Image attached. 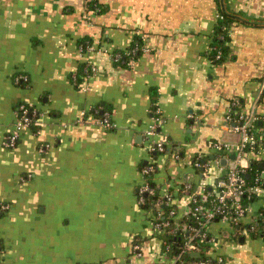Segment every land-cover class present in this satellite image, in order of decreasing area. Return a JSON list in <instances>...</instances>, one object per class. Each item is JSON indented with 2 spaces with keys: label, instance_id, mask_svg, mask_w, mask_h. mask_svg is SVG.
I'll use <instances>...</instances> for the list:
<instances>
[{
  "label": "crops",
  "instance_id": "1",
  "mask_svg": "<svg viewBox=\"0 0 264 264\" xmlns=\"http://www.w3.org/2000/svg\"><path fill=\"white\" fill-rule=\"evenodd\" d=\"M89 2L0 0V264L171 263L164 233L139 203L143 168L154 166L151 182L172 194L180 222L194 194L219 191L226 167L213 144L235 139L226 127L232 102L264 121V0H96L99 11ZM220 9L232 21L216 63ZM89 43L97 49L81 53ZM138 44L126 66L112 60ZM20 104L38 112L36 128L8 148ZM104 113L110 128L99 123ZM154 142L166 144L165 157ZM262 208L264 193L244 224ZM205 231L209 246L195 256L264 264V238L245 227L219 220Z\"/></svg>",
  "mask_w": 264,
  "mask_h": 264
},
{
  "label": "built area",
  "instance_id": "2",
  "mask_svg": "<svg viewBox=\"0 0 264 264\" xmlns=\"http://www.w3.org/2000/svg\"><path fill=\"white\" fill-rule=\"evenodd\" d=\"M223 1V0H222ZM218 19H222V15L219 14ZM87 50L93 51L97 48L93 45H87ZM143 49L136 46L132 50H128L126 53H112L111 57L115 63L125 64L127 58H130ZM105 51V50H104ZM84 50L81 48V53ZM108 53V51H105ZM220 52L217 59L220 58ZM95 69H86L85 73L90 76L94 73ZM28 81L27 77H20L18 80ZM237 107V101H233L226 115V127L234 134L239 135V141L237 144L232 143H220L216 142L213 147L220 153L216 165L219 166L221 160L226 159L228 166L226 167V173L224 179L219 183V191L217 194H212L209 191L203 189L199 194H194L191 206L184 214V218L191 217L195 221V226H184L183 232L191 233L188 241L185 242L186 252L195 254L196 247L193 244L195 238L200 237L202 239H208V235L205 231L207 225L219 219L224 223L236 227H245V233L249 235L260 233L264 235V227H258V225L244 224V220L247 217L249 208L255 202L254 200L264 193V172L256 173L254 175L252 183L249 184L247 173L250 167V156L260 155L261 160L264 162V142L261 133L257 130L256 125L258 118L256 116H246L238 114L237 117L233 116L235 108ZM236 112V111H235ZM38 112L33 110L30 113L29 109L24 105H20L16 110L17 124L16 129L9 136H7L4 145L8 148H14L17 146L20 138V132L30 128L31 118L38 117ZM161 114L159 110L155 111L154 124L150 127L147 133L148 137H155L157 129L161 123ZM110 114L104 113L99 123L105 127H112L110 120ZM263 145V146H262ZM259 148L255 151V148ZM152 150L155 153H165L167 146L161 142H154ZM248 153V156L245 155ZM234 155L235 159L231 160V156ZM178 157V156H176ZM192 166L196 169H201L202 164L199 161L192 163ZM155 173V168L152 165L143 168V174L146 177L144 186L138 192L139 203L145 206L147 203V197H155L157 189L152 185V175ZM157 187V186H156ZM191 189L188 185L186 190ZM153 206L157 210L158 220L163 216L164 208L169 210V217L177 219V212L173 206V196L171 193L160 195V198L154 201ZM264 222V221H263ZM158 229L162 233L165 232L166 227L169 226V222L156 223ZM259 228V229H258ZM262 228V229H261ZM189 235V234H188ZM1 248H0V260H1ZM180 259V258H178ZM177 259V261H178ZM219 264H223V259H219ZM187 264H213L209 259L207 261L194 260Z\"/></svg>",
  "mask_w": 264,
  "mask_h": 264
},
{
  "label": "trees",
  "instance_id": "3",
  "mask_svg": "<svg viewBox=\"0 0 264 264\" xmlns=\"http://www.w3.org/2000/svg\"><path fill=\"white\" fill-rule=\"evenodd\" d=\"M225 0H218L219 4L222 5V3ZM90 5H92L95 9H97V11H99V6L97 5L96 0H90ZM220 14L222 15V19H218V24L217 27L215 29V35H214V39H213V44L211 46V58L213 59L214 62L216 63H220L222 62L226 55H227V50L228 48L226 47V43L229 40V26L231 25V21H232V17L223 9L219 10ZM88 44H84L83 50L86 49ZM89 45H92L89 43ZM136 46L140 47V49L142 48L139 44L135 45L133 47H131L129 50L134 49ZM220 54V58L217 59V56ZM114 53H120V52H114ZM141 53V51L139 53H137L136 55L127 58V61L125 63V66L128 64L127 62L131 59H135L138 57V55ZM120 64V63H117ZM84 69V72L86 69H89L88 66H84L82 67ZM86 74V73H85ZM24 77V76H21ZM76 78V83L78 84L79 81L81 80V75L80 73L76 74L75 76ZM83 79V78H82ZM21 81V83H25L22 79L19 80ZM20 105H24L25 107H27L30 111V113H32V111L34 110L32 107H30L27 104H20ZM19 105V106H20ZM16 108V110L18 109V107ZM236 111V108H235ZM234 111L233 116L237 117L238 113H236ZM99 115V114H98ZM98 117H102V115L98 116ZM36 119L35 117L31 118V125L30 128L35 129L36 128ZM101 120V118H100ZM262 122V125L260 126L259 124ZM257 129H262L264 128V121L263 120H258L257 125H256ZM259 148V146H257L255 148V151ZM245 155L248 156V153H245ZM260 163L258 160L255 159H251L250 160V169L249 172L247 173V175H249L247 177L249 184L252 183L254 175L256 173H262L264 172V169L260 168ZM152 185L156 187V185L154 183H152ZM160 198V193H159V189H157V193L155 195V197H147V203L144 206L146 209L150 210L153 213L154 219H155V223L158 222H169V226L166 227L165 232L163 234V240H164V247H163V253L166 255V257L168 258L169 261H171V263L168 264H187L188 262L194 261V260H201V261H207V260H211L213 264H216L215 261H213V259L207 257L206 253H198L199 256L196 257L195 254H191L186 252V248H185V242L189 240L191 233L187 232H183V228L184 226H195V221L191 218H183L180 222L176 219L170 218L169 217V210L167 208L162 209L163 211V216L158 220V218H156L157 216V210L155 209V207L153 206L154 201L156 199ZM258 198H256L254 201H256ZM214 221H219V219L214 220ZM264 208H262L260 210V215L253 220L251 223H248L246 226L249 225H258V227H264ZM244 227V226H243ZM237 228V227H236ZM242 228V227H241ZM258 228V229H259ZM261 228V229H262ZM189 234V235H188ZM264 238V235L257 233V234H253V238ZM193 244L196 248L200 249V248H206L208 247V241L207 239H202L200 237L195 238V240L193 241ZM1 248V247H0ZM180 258V259H178ZM178 259V261H177ZM163 264V263H162Z\"/></svg>",
  "mask_w": 264,
  "mask_h": 264
},
{
  "label": "water",
  "instance_id": "4",
  "mask_svg": "<svg viewBox=\"0 0 264 264\" xmlns=\"http://www.w3.org/2000/svg\"><path fill=\"white\" fill-rule=\"evenodd\" d=\"M234 141H230V140H224V141H226V143H236L237 141H238V139H239V135L238 134H234ZM235 159V156L234 155H232L231 156V160H234ZM221 164L223 165V166H225V167H227L228 166V161L226 160V159H224V160H222L221 161ZM260 168L261 169H264V164H261L260 165ZM196 256L198 257L199 256V254L197 253L196 254Z\"/></svg>",
  "mask_w": 264,
  "mask_h": 264
},
{
  "label": "rangeland",
  "instance_id": "5",
  "mask_svg": "<svg viewBox=\"0 0 264 264\" xmlns=\"http://www.w3.org/2000/svg\"><path fill=\"white\" fill-rule=\"evenodd\" d=\"M165 156H166V155H165L164 153H161V154L158 155L159 158H161V157H165ZM153 160H154V158H153ZM153 162H154V161H153Z\"/></svg>",
  "mask_w": 264,
  "mask_h": 264
}]
</instances>
